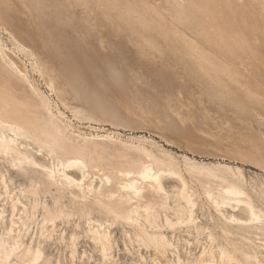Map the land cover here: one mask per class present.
<instances>
[{
  "label": "bare ground",
  "instance_id": "1",
  "mask_svg": "<svg viewBox=\"0 0 264 264\" xmlns=\"http://www.w3.org/2000/svg\"><path fill=\"white\" fill-rule=\"evenodd\" d=\"M105 123L261 167L264 0H0V264H264L241 166Z\"/></svg>",
  "mask_w": 264,
  "mask_h": 264
},
{
  "label": "rangeland",
  "instance_id": "2",
  "mask_svg": "<svg viewBox=\"0 0 264 264\" xmlns=\"http://www.w3.org/2000/svg\"><path fill=\"white\" fill-rule=\"evenodd\" d=\"M1 33H2L1 36L4 39V41L9 44L10 43V41L8 40L9 36L5 32H1ZM20 57L23 59V61H25L27 63V65H29V62L26 61L27 59H25L21 55H20ZM29 69H31V68H29ZM32 76L36 79L38 84H40V87H42V89L47 92L48 90L46 89L43 81L41 79H39V76H37V75H32ZM53 97L54 96H52V99L56 103H58L57 99L55 97L54 98ZM62 110H63V108H62ZM66 115H68V116H70L72 118V114L66 113ZM106 124L107 123H105L104 126H102V128L107 129L109 131H117L123 136L124 139L130 138L132 136L135 137V136H138V135H143V136H145L147 138L154 139L155 141H157L158 145H160L162 147L164 146L165 149L170 150V152H172L174 154V158H175L174 160L175 161L177 160L176 163L178 164L180 169L185 173L187 179L190 180V185L193 186L195 189L200 190L201 188H200L199 184L196 183L194 180H192V178L189 175L187 176L188 173H186V166H185L186 164H185L184 160L180 157L183 154H189V155L193 156L194 158H197L198 160L205 161V162H213V163H217V162L224 163V162H227V163L232 164V165H239V166L242 167V169L244 171V176H245V179H246V187L249 189V191L252 192L254 195L257 194L256 192H263L264 191V170H262L261 167H259V166L257 168L254 164H252V165H254V166H252L250 163L249 164L247 162L244 163V161H242L241 159L240 160H236L237 158H235V157H234V159H231L232 157H230L228 159V156H227V158L224 156L225 159H223L222 158L223 155H219V154H216L217 155L216 156L214 154L208 155L206 153L203 154V153H200V152H199L200 154L198 152H195V153L192 152L191 153V151L189 149H186V147L184 148L182 145L180 146V144L177 146L176 145L177 143L171 144L172 146L171 145H167V142L165 143V141H164V139H162L163 137L161 135H158V133L155 132V131L153 133L152 129H149V128H146V127L143 128L144 130L142 128H139V129L138 128H134L133 130H131L132 128H127L126 127V129H125L123 127V129H122L121 128L122 126H120V128H118V130H114V129H112L111 123L107 124V125ZM78 125H81L83 127H87L88 126L87 124L83 125V124H79V123H78ZM206 127L207 126H204L202 128L205 131L202 130L201 133L199 132L200 136H203L204 132L206 134V131L208 129ZM85 131H87V130H85ZM148 131H150V132H148ZM155 134H157L158 136L155 135ZM144 146L147 147L148 149H150L151 151H153V153L156 154L158 157L163 158V159H167L168 158L164 153H162V150L159 149L158 147H154V146H152L150 144H146V145L144 144ZM164 156H165V158H164ZM213 156H215V157H213ZM238 161H240V162H238ZM7 168H9L11 176L15 178L16 184L21 183V182L22 183L25 182V179L22 176H20V174H18V172L16 170L11 168V165L9 163H5L3 161H0V170L6 171ZM173 184H175L174 181L168 180V185H173ZM68 229L70 231L72 228L68 227ZM115 232H116V236L119 239L121 237L119 229H116ZM123 247H124L123 243L120 240L119 248H120L121 252L118 255L120 257V263L122 262L121 264H128L130 262L131 256H129L127 253L124 252L125 250H123L124 249ZM80 248L81 249L82 248H87V249L90 250L91 245H89V243L86 240H81Z\"/></svg>",
  "mask_w": 264,
  "mask_h": 264
},
{
  "label": "snow or ice",
  "instance_id": "3",
  "mask_svg": "<svg viewBox=\"0 0 264 264\" xmlns=\"http://www.w3.org/2000/svg\"><path fill=\"white\" fill-rule=\"evenodd\" d=\"M73 165H77V166H80V167H83V164L81 161L79 160H71L68 162V167H72ZM39 167V165H37ZM261 168H264V162L261 163ZM253 216L255 217V212L253 211Z\"/></svg>",
  "mask_w": 264,
  "mask_h": 264
}]
</instances>
